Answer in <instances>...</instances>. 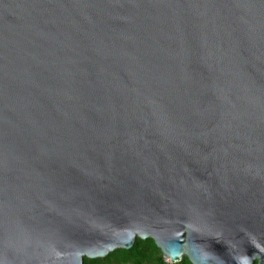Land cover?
Segmentation results:
<instances>
[{
  "label": "water",
  "instance_id": "95a60500",
  "mask_svg": "<svg viewBox=\"0 0 264 264\" xmlns=\"http://www.w3.org/2000/svg\"><path fill=\"white\" fill-rule=\"evenodd\" d=\"M136 238L264 264V0H0V264Z\"/></svg>",
  "mask_w": 264,
  "mask_h": 264
},
{
  "label": "trees",
  "instance_id": "16d2710c",
  "mask_svg": "<svg viewBox=\"0 0 264 264\" xmlns=\"http://www.w3.org/2000/svg\"><path fill=\"white\" fill-rule=\"evenodd\" d=\"M82 264H190L186 257L167 263L151 239H135L131 248L114 250L103 258H83Z\"/></svg>",
  "mask_w": 264,
  "mask_h": 264
},
{
  "label": "bare ground",
  "instance_id": "6f19581e",
  "mask_svg": "<svg viewBox=\"0 0 264 264\" xmlns=\"http://www.w3.org/2000/svg\"><path fill=\"white\" fill-rule=\"evenodd\" d=\"M167 261H169V260H167Z\"/></svg>",
  "mask_w": 264,
  "mask_h": 264
},
{
  "label": "rangeland",
  "instance_id": "374dc122",
  "mask_svg": "<svg viewBox=\"0 0 264 264\" xmlns=\"http://www.w3.org/2000/svg\"><path fill=\"white\" fill-rule=\"evenodd\" d=\"M168 263V262H167Z\"/></svg>",
  "mask_w": 264,
  "mask_h": 264
}]
</instances>
